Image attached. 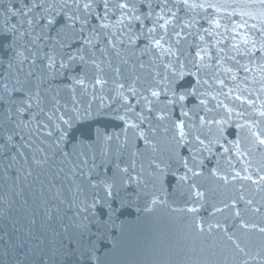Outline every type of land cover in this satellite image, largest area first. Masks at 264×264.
Here are the masks:
<instances>
[{"label":"water","instance_id":"95a60500","mask_svg":"<svg viewBox=\"0 0 264 264\" xmlns=\"http://www.w3.org/2000/svg\"><path fill=\"white\" fill-rule=\"evenodd\" d=\"M123 2L0 0V264H264V3Z\"/></svg>","mask_w":264,"mask_h":264},{"label":"snow or ice","instance_id":"6c2138e0","mask_svg":"<svg viewBox=\"0 0 264 264\" xmlns=\"http://www.w3.org/2000/svg\"><path fill=\"white\" fill-rule=\"evenodd\" d=\"M261 2L264 3V0H261ZM128 6H129V5H128V3H127V0H125V2L120 3V4L118 5V7H119L120 9H126ZM201 6H203V5H201ZM208 6H209V7H212V5H208ZM85 7H87V5H85ZM107 7H108L107 0H105V8H107ZM149 7H150V8H151V7H154V6L151 4V0H149ZM160 7H161L162 10H163L164 8L167 7V4H166V3H162V4L160 5ZM148 15L150 16V15H151V12H149ZM135 19L139 20L140 17H135ZM48 23L51 25L52 23H54V19H53V20H49ZM165 23H167V21H165ZM160 27H163V25H160ZM149 31H150V32H151V31H154V29H149ZM86 43H88V41H86ZM155 44H156V45H159V44H160V40H159V39H156V40H155ZM69 59H72V57H69ZM81 59H83V57H81ZM48 60H49V66H51V65H53V64L55 63L53 57H51V56L48 57ZM63 66H65V65H62V67H63ZM96 82H97V83H100L99 80H97ZM152 94H153V95H157V93H155V92H153ZM181 99H183V96L181 97ZM60 119H63V118L61 117ZM65 123H66V122H65ZM133 127H134V125H133ZM61 139H62V137H61Z\"/></svg>","mask_w":264,"mask_h":264}]
</instances>
